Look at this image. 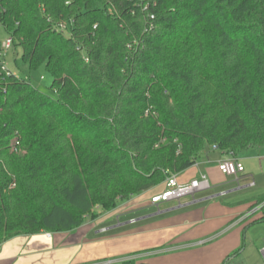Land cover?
<instances>
[{
    "label": "trees",
    "instance_id": "trees-1",
    "mask_svg": "<svg viewBox=\"0 0 264 264\" xmlns=\"http://www.w3.org/2000/svg\"><path fill=\"white\" fill-rule=\"evenodd\" d=\"M0 28L57 93L0 57V244L264 147V0H0Z\"/></svg>",
    "mask_w": 264,
    "mask_h": 264
},
{
    "label": "crops",
    "instance_id": "crops-1",
    "mask_svg": "<svg viewBox=\"0 0 264 264\" xmlns=\"http://www.w3.org/2000/svg\"><path fill=\"white\" fill-rule=\"evenodd\" d=\"M233 156L208 147L177 175L180 182L206 175L207 190L160 203L141 194L74 231L13 237L1 244L0 264H122L128 258L151 264L160 252H171L161 260L178 264L209 256L222 264L242 246L232 264H264V221L253 223L264 216V200L256 204L264 195V147L234 156L245 167L238 176L219 169L220 161Z\"/></svg>",
    "mask_w": 264,
    "mask_h": 264
},
{
    "label": "rangeland",
    "instance_id": "rangeland-1",
    "mask_svg": "<svg viewBox=\"0 0 264 264\" xmlns=\"http://www.w3.org/2000/svg\"><path fill=\"white\" fill-rule=\"evenodd\" d=\"M0 37H1L2 41L7 39V37H8V35L4 32V30L2 28H0ZM5 61H6V65L8 66V68L13 73L19 75L22 78L30 80L31 83L35 87H37L38 89H40L43 92L50 94L52 97L57 96V93L52 89L53 76L47 70L46 65L42 64L35 69H31L30 66L28 65V63L25 62L23 57H22L21 46L13 45L11 49L7 50V52L5 54ZM162 189L163 188L155 190V188H153L149 191H146V192L142 193V195L144 196L143 198L150 197V200H151V196L154 193L157 194V193L161 192ZM156 254L157 255H154L151 258V260H149V263H151V264H164V263H166V264H178L177 262H174V261L161 260L166 256H172L171 252H160V253H156ZM119 257L120 256H118L117 258H119ZM129 259L134 260V258H128L126 260H129ZM134 261H136V260H134ZM140 261H142V259L141 260L139 259L136 262L140 263ZM216 261H217V259L214 258V256H209L208 260H205L202 262L200 261V262H196V263L193 262L191 264H220L221 263V262L216 263ZM185 264H188V263H185ZM230 264H232V260H231Z\"/></svg>",
    "mask_w": 264,
    "mask_h": 264
},
{
    "label": "built area",
    "instance_id": "built-area-1",
    "mask_svg": "<svg viewBox=\"0 0 264 264\" xmlns=\"http://www.w3.org/2000/svg\"><path fill=\"white\" fill-rule=\"evenodd\" d=\"M62 26L65 27V24ZM12 46L13 38L10 36H8L4 41H1L0 57H5L7 50L11 49ZM2 68L7 72V74L11 73V70L6 65V61ZM219 169L228 176H238V174L244 171L245 167L239 159L233 156L220 161ZM209 188L210 182L206 175H202L200 178H194L188 182H180L177 178V174H172L165 181V186L161 192L151 197V202L160 203L170 200H179L183 197L194 195L196 192L204 191ZM47 236L52 237V233L47 232Z\"/></svg>",
    "mask_w": 264,
    "mask_h": 264
}]
</instances>
